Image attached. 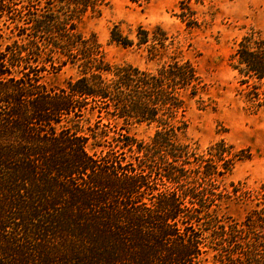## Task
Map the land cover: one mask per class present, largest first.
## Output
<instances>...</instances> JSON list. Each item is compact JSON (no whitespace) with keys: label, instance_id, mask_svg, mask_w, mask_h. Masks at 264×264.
Masks as SVG:
<instances>
[{"label":"trees","instance_id":"1","mask_svg":"<svg viewBox=\"0 0 264 264\" xmlns=\"http://www.w3.org/2000/svg\"><path fill=\"white\" fill-rule=\"evenodd\" d=\"M112 1L0 0V264H264V185L227 181L251 154L185 141L206 86L164 36L111 32L163 61L154 70L106 60L80 25ZM230 61L264 112V38Z\"/></svg>","mask_w":264,"mask_h":264},{"label":"rangeland","instance_id":"2","mask_svg":"<svg viewBox=\"0 0 264 264\" xmlns=\"http://www.w3.org/2000/svg\"><path fill=\"white\" fill-rule=\"evenodd\" d=\"M115 27L130 40H136L140 29L164 36L169 56L179 52L195 65L206 92L202 98L188 101L185 141L205 149L225 140L246 150L251 158L237 164L227 181L264 185V112H253L241 99L240 79L230 66L231 55L245 36L255 33L264 38V0H150L143 4L113 0L82 20L81 30L98 37L111 65L129 63L154 70L163 61H151L146 46L126 48L113 42L111 32ZM73 73L66 67L46 81L60 85ZM154 130L147 126L131 128L144 140ZM227 210L242 215L234 206Z\"/></svg>","mask_w":264,"mask_h":264}]
</instances>
